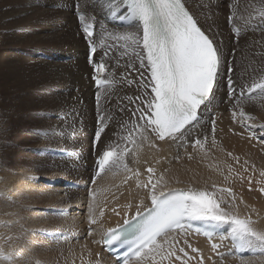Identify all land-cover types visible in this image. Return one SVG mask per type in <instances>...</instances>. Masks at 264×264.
<instances>
[{"label": "bare ground", "instance_id": "6f19581e", "mask_svg": "<svg viewBox=\"0 0 264 264\" xmlns=\"http://www.w3.org/2000/svg\"><path fill=\"white\" fill-rule=\"evenodd\" d=\"M75 1L79 7L77 10L73 7L74 14L81 12L84 20L81 21L75 15L71 17L70 11L66 14L69 22L67 25L71 29L68 31L73 32V37L65 36L63 40L70 43L69 52L50 51L45 52V55L46 58L53 59L56 64L67 59L69 55L76 56L79 60L82 59L79 66L88 70V80L87 82L83 80L86 84L81 87L89 98L91 96V100L84 104L81 120L79 118L84 128L90 127L87 137L80 138L85 141L87 149L81 159L83 161L65 155L63 157L66 158H61L62 153L68 155L70 153L67 151L73 148L68 145L66 141L68 138L61 141L59 138L55 139L53 135L50 139L42 137L41 147L54 148L57 156V161L50 165L46 160L38 162L42 163L39 170L44 171L46 174L44 175L39 171L37 173L36 169L31 168L32 165H28L30 168H25L27 165L19 166L22 163L28 164L30 157L27 155L3 160L1 152L4 153L5 148L2 143L0 144V252L10 257L7 260L0 258V264H112L111 259L102 250V235L108 229L122 224L126 218L132 217L138 207L142 211L151 204L148 189L142 187L148 182L149 175H152L153 183L161 175L163 176L157 191L162 187L168 190L191 187L213 192L217 197L231 202V207L227 204H222V207L240 218L250 217L254 222L253 226L264 231V191H261L264 189V175H261L264 172V155H261L264 151V127H262L264 125H261L263 120L259 117L264 112L256 100L257 88L253 87L258 84V77L255 75L259 70L258 68L254 71L249 70L247 61L248 55L252 56V49L257 54V50L261 46L264 47V35H260L257 40L248 28V23L254 21L262 23L253 27L254 29H264V0H184L194 18L198 20V25L220 46L225 62L211 98L199 110V118L193 125L183 130L182 134H177L175 139L167 137L164 140L158 139L152 133H148L147 138H143L140 129L136 126L138 121L133 111L137 106H142L136 97L147 99L145 92L150 94L151 89H145L141 84L149 81L150 78L148 68L140 67L139 60L133 55L132 50L117 46L111 38L110 34L134 30L136 25L118 28L106 22V16L111 11L121 10V0ZM231 3L233 8L230 7ZM224 6L230 8V13L224 11ZM57 7L59 10L62 9V5ZM236 11L241 12L239 17L235 15ZM124 14L123 10L121 15ZM230 16L232 24L227 21L230 20ZM84 25L95 26V33L91 39L96 44L93 63L87 58L90 41L82 32ZM228 25L239 29V33H242V37L236 42L230 35ZM77 26L80 27L81 32L77 31ZM101 62L105 65V71L100 77L110 83L99 89L93 77L97 76L94 64ZM229 62L235 67L231 73L234 86H244L245 93L251 91L252 94L247 99L242 97L234 111L231 109L224 113L221 95L226 92L229 96V89L224 81L228 76L224 68ZM254 62L260 63L264 60H254ZM129 64L134 65L136 70L126 67ZM56 69L58 71V68ZM257 91L259 92V89ZM98 94L101 97L99 106L97 101L93 100V96L96 98ZM128 97H132L134 102L130 103ZM217 102L222 104L220 110L211 109L213 105L217 107L215 105ZM93 106L94 110L98 107V114L103 113V116L110 117L106 120L105 131L96 144L93 143V138L95 139L99 120L95 116ZM241 111L245 114L243 119L240 115ZM213 120H215L214 133ZM34 121L26 119L20 134L12 129L13 135L24 136L22 131ZM3 127L0 120L1 131ZM132 138L135 140L134 143L130 142ZM197 138L201 143L194 145L193 142ZM71 141L77 145L78 140L72 139L69 142ZM108 145H112L114 151L124 150L121 165L126 164L127 168L121 165L107 166L105 171L97 175L98 157ZM92 150H96V153L92 159V171L88 172L86 162L88 157L92 156ZM18 152L24 151H18L16 148L15 153ZM149 167L154 170L152 174L146 171ZM67 183L77 184V188H67ZM221 189L225 191H220ZM229 189L232 196L227 192ZM141 201L143 206L140 205ZM35 202L38 204L39 213L26 210ZM90 204L93 206L92 214L96 220L94 224L89 221ZM128 205L131 207L129 208ZM52 211L55 214L51 213ZM220 226L225 232H230L229 225L220 224ZM28 231L37 234V237L29 234ZM44 232L55 233L56 243L51 244L50 240L39 235ZM166 239L168 243L161 238L157 240L164 249V258L161 254H152L148 250L146 253L149 254L142 256L139 262L136 259L129 264H264V253L259 250L240 249L242 256L237 257L234 247L226 237L203 239L188 231H177L170 233ZM213 243L220 247L213 250ZM170 245L176 250V256L181 257L180 260L166 256ZM180 247L185 249L187 256L178 251ZM193 248L198 251L193 252Z\"/></svg>", "mask_w": 264, "mask_h": 264}, {"label": "snow or ice", "instance_id": "6c2138e0", "mask_svg": "<svg viewBox=\"0 0 264 264\" xmlns=\"http://www.w3.org/2000/svg\"><path fill=\"white\" fill-rule=\"evenodd\" d=\"M121 3L125 4L124 13H126L122 18H132L136 21V25L134 30L110 34L111 38L117 46H123L126 50L131 49L139 60L140 67H147L150 71V80L142 83L141 87L150 88L151 93L145 92L147 99L136 97L142 105L137 106L133 111L138 121L136 126L140 129L143 138H147V134L152 133L160 140L166 137L175 139L178 133L182 134V130L197 119L200 107L211 98L225 62L223 53L214 39L198 26V20L185 6L184 0H121ZM78 18L83 21V14ZM231 18L230 16L229 19ZM83 31L85 38L90 41V52L94 54L96 45L91 43L93 37L91 26H84ZM234 31L239 34V29ZM90 63H93L91 59ZM94 67L97 74L105 70L103 63L94 64ZM126 67L136 70L131 64ZM231 73L232 66L229 62L227 76L229 98L239 101L245 95L250 96L251 92L245 93L243 87L239 90L234 87ZM93 79L98 88L110 83L99 79L98 75ZM253 87L264 91V83L255 84ZM100 99L98 94V106ZM128 100L130 103L134 102L132 97H128ZM233 115L235 118V113ZM240 115L242 119L245 116L243 111ZM107 119L110 117L98 114L99 127L95 134L97 143L105 131ZM212 124L214 133L215 120ZM43 134L48 135V132ZM130 142L134 143V138ZM193 143L200 144L201 141L197 138ZM123 156L124 150L114 151L112 145L106 146L97 160V175L105 171L106 166H120ZM124 166L127 168L126 164ZM146 171L152 174L154 170L149 167ZM261 175H264V172ZM162 180L161 175L153 183L152 175H149L148 182L142 187L148 189L151 206L143 212L138 207L136 213L131 218H126L122 226L109 229L103 237L106 246L115 243L127 244L129 255L125 258L124 264H129L133 257L139 262L142 256L149 254L145 252L146 249L152 254H161L164 258V249L157 243V238L164 239L165 243H168L166 238L170 233L186 232L193 221L227 224L230 226V239L236 247L264 253V231L256 229L250 217L240 218L221 206L227 204L231 207L230 201L217 197L213 192L191 187L172 190L162 187L157 191ZM227 192L229 196L233 195L230 189ZM140 205L143 206V201ZM128 207L130 208L131 205ZM89 212L90 223H96L91 204ZM89 231L91 232V229ZM185 244H187L186 240ZM219 247L220 245L212 244L213 250ZM178 251L185 256L188 255L183 247ZM192 251L198 250L193 248ZM166 256H176V250L171 245ZM0 258L7 260L10 257L0 252ZM176 259L180 260L181 257L176 256Z\"/></svg>", "mask_w": 264, "mask_h": 264}, {"label": "rangeland", "instance_id": "374dc122", "mask_svg": "<svg viewBox=\"0 0 264 264\" xmlns=\"http://www.w3.org/2000/svg\"><path fill=\"white\" fill-rule=\"evenodd\" d=\"M56 2L57 0H0V87H2V92H0V120L4 125L2 131L0 129V144L2 143L3 148H5L4 153L0 151L1 158H3V160L6 158L12 160L14 156L20 157L27 155L30 157L28 164L18 163L19 166L24 167L27 165L25 168H30L28 165H32L31 168L36 169L37 173L39 171L42 174L44 171H41V169L39 170V168H41L39 166H42V163L38 162L46 160V163H49L50 165L52 162L57 161L54 148H48V151V149H43V147H41L43 142L42 137L50 139V136L53 135L55 139L59 138L61 141L62 139L66 140L68 138L66 140L68 145L75 148V150L72 148L73 151L70 147L69 149L71 150L67 151L70 154L67 155L66 153H62L61 158L70 157L72 159H77V161H83L81 159L83 158L85 149H87V145L85 144V141L80 138H86L88 135L87 132L90 128H84L80 122L84 104L91 100V96L89 98L86 95L85 90L82 91L81 87V85L86 84L84 81L87 82L88 80L87 68L79 66L82 59L79 60L76 56L69 55L67 59L56 64L53 59L46 58L47 55H45V52L49 53L50 51H57V53L69 52L71 45L63 40H65V36L73 37V32L68 31L71 29L69 28L70 26L67 25L69 22L66 14L70 11L71 17L74 15L75 17H78L77 13L74 14V10H77L76 6L78 5L75 0H58V3ZM58 5H62V9L59 10L57 7ZM198 6L200 9H203L201 5ZM227 6H224L223 9L230 13V8ZM230 7L233 8L232 3L230 4ZM234 13L237 17L241 15L240 11ZM227 21L231 24L233 23L231 20ZM248 24V28L253 35L256 36L257 40L260 35H264V29L258 30L253 28L257 25H262V23L251 21ZM230 27V35L236 42L242 37V33H239L238 36L234 31L235 27ZM77 31L81 32L80 27L78 26ZM251 55L252 56L248 55L247 58L249 70L254 71L258 68L259 73L255 75L258 77V84L264 83V62H254V60H264V57H262V55L264 56V47L262 48L261 46V48L257 50V54L256 51H253L252 49ZM59 64L64 67L66 66V68ZM227 66L228 65L224 68L226 73L228 72ZM55 67L58 68V71ZM234 68L235 67L233 66L232 72ZM59 73L62 74V76ZM224 81L227 83V77ZM80 82L81 84H78ZM59 83L60 85L58 86ZM234 87L239 90L244 86L238 85ZM258 89L259 88L256 89V100L260 103L264 112V91L259 89L258 92ZM221 96H223L222 103L225 108H223L224 113L229 112L231 109L234 111V108H237L240 104L239 101L230 99L229 96L226 95V92ZM93 100L94 102L97 101V97L95 98L93 96ZM215 105H217V107L213 105L210 108L217 111L220 110L219 107L222 104L217 102ZM94 111L96 118H98V107H95ZM101 115L103 116V113H101ZM259 117L264 121V114ZM28 118L35 121L34 123L28 124L27 128L22 131L24 136H14L12 129L17 134H20V129ZM263 121H261V125H264ZM40 128L43 129L40 130ZM45 131L49 134L44 135L43 133ZM79 134L83 135L79 136ZM2 137H4V141H2ZM72 139H74V141L78 140L77 145L79 146L73 144V141L69 142ZM250 139L252 138L250 137ZM93 143L96 144L94 138ZM254 143L260 146L257 142L254 141ZM16 148L18 151L23 150L24 152L15 153ZM95 153L96 150H92V156L87 159L86 164L89 168L88 172L92 171L91 164ZM41 154H44V156H41ZM64 155L66 157H63ZM261 155H264V151ZM243 165L246 164L243 163ZM36 167H38V169ZM121 167H124V164H122ZM44 175L46 174L44 173ZM37 207L38 204L35 202L26 210L39 213ZM51 213L55 214L54 211ZM28 233L37 237V234L32 233L31 231H28ZM39 235L50 240L51 244L56 243L54 241L57 236L55 233L48 234L47 232H44L43 234L39 233ZM175 257L176 256H173L174 259H176Z\"/></svg>", "mask_w": 264, "mask_h": 264}]
</instances>
